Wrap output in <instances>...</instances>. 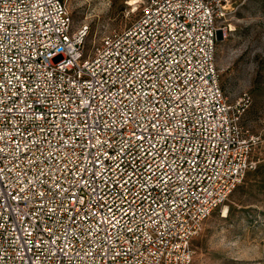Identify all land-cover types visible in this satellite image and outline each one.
Segmentation results:
<instances>
[{
	"label": "built area",
	"instance_id": "obj_1",
	"mask_svg": "<svg viewBox=\"0 0 264 264\" xmlns=\"http://www.w3.org/2000/svg\"><path fill=\"white\" fill-rule=\"evenodd\" d=\"M66 1L0 0V264H191L257 167L225 0H146L91 48Z\"/></svg>",
	"mask_w": 264,
	"mask_h": 264
},
{
	"label": "rangeland",
	"instance_id": "obj_2",
	"mask_svg": "<svg viewBox=\"0 0 264 264\" xmlns=\"http://www.w3.org/2000/svg\"><path fill=\"white\" fill-rule=\"evenodd\" d=\"M129 1L67 0L66 3L74 28H87V47L91 48L139 15L140 11L134 10ZM225 3L228 11L219 23L216 65L232 105L240 97L248 96L242 123L260 139L252 155L257 167L247 173L225 205L215 209L205 221V228L192 242L195 252L191 264H264V0H225ZM226 207L230 210L228 215L223 212ZM214 236L217 240L225 239L226 245L232 242L244 245L240 254L249 259L238 260L211 251L209 240Z\"/></svg>",
	"mask_w": 264,
	"mask_h": 264
},
{
	"label": "clouds",
	"instance_id": "obj_3",
	"mask_svg": "<svg viewBox=\"0 0 264 264\" xmlns=\"http://www.w3.org/2000/svg\"><path fill=\"white\" fill-rule=\"evenodd\" d=\"M216 237L217 236H214L209 240V249L211 251L222 252L226 256L238 260L249 259V257H244L240 254L241 249L244 247V245H241L237 242H232L230 245H226L225 239L221 238L217 240Z\"/></svg>",
	"mask_w": 264,
	"mask_h": 264
},
{
	"label": "bare ground",
	"instance_id": "obj_4",
	"mask_svg": "<svg viewBox=\"0 0 264 264\" xmlns=\"http://www.w3.org/2000/svg\"><path fill=\"white\" fill-rule=\"evenodd\" d=\"M139 3H141V0H130L129 4L133 6V9L136 10L138 8ZM226 209V208H225ZM225 214V211H224Z\"/></svg>",
	"mask_w": 264,
	"mask_h": 264
},
{
	"label": "snow or ice",
	"instance_id": "obj_5",
	"mask_svg": "<svg viewBox=\"0 0 264 264\" xmlns=\"http://www.w3.org/2000/svg\"><path fill=\"white\" fill-rule=\"evenodd\" d=\"M4 39V37L0 36V41H2ZM178 106V105H177ZM123 111V110H122ZM172 119L174 120L175 119V116L172 117ZM153 127H155V125H152ZM125 155H128V153H125ZM136 157H133V160H135ZM57 187H59V185H57ZM67 198V197H65ZM42 207V210L43 208L45 207L44 205L41 206ZM72 219H75L74 217H72Z\"/></svg>",
	"mask_w": 264,
	"mask_h": 264
},
{
	"label": "water",
	"instance_id": "obj_6",
	"mask_svg": "<svg viewBox=\"0 0 264 264\" xmlns=\"http://www.w3.org/2000/svg\"><path fill=\"white\" fill-rule=\"evenodd\" d=\"M220 34H221V32H219V33H218V37H217V38H218V40L220 39Z\"/></svg>",
	"mask_w": 264,
	"mask_h": 264
},
{
	"label": "trees",
	"instance_id": "obj_7",
	"mask_svg": "<svg viewBox=\"0 0 264 264\" xmlns=\"http://www.w3.org/2000/svg\"><path fill=\"white\" fill-rule=\"evenodd\" d=\"M230 212V210H228V213ZM228 213H227V215H228Z\"/></svg>",
	"mask_w": 264,
	"mask_h": 264
}]
</instances>
